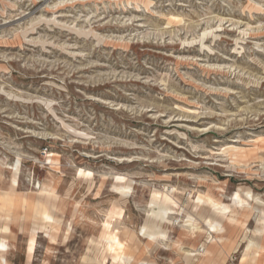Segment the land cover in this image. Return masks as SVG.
Returning a JSON list of instances; mask_svg holds the SVG:
<instances>
[{
  "label": "rangeland",
  "instance_id": "obj_1",
  "mask_svg": "<svg viewBox=\"0 0 264 264\" xmlns=\"http://www.w3.org/2000/svg\"><path fill=\"white\" fill-rule=\"evenodd\" d=\"M0 160V264H246L264 0H0ZM154 192L172 210L152 240Z\"/></svg>",
  "mask_w": 264,
  "mask_h": 264
},
{
  "label": "bare ground",
  "instance_id": "obj_2",
  "mask_svg": "<svg viewBox=\"0 0 264 264\" xmlns=\"http://www.w3.org/2000/svg\"><path fill=\"white\" fill-rule=\"evenodd\" d=\"M5 162H6V160H5ZM0 165L5 168V163L1 160H0ZM8 168H11V165L8 166ZM85 173L86 172H84V174ZM50 186L43 184L41 186L39 192H45L48 195H55L56 193H55L54 189L51 188ZM115 187H120V185H118V186L115 185ZM244 196H247L248 198H252L254 195L249 190H242L241 192H237L235 194V196L232 198L233 203L235 204V207H239L240 209H244L247 206H249V205L245 204L244 198H243ZM0 198H2L1 194H0ZM217 206H218V204L216 202L213 203L214 209L218 210ZM34 207H35V205H34ZM170 209H171V206H170L169 197H167V195L162 196L159 194V192H158V194L156 192H154L151 195V199H150V206H149L150 214L148 215L147 220L144 221L145 223H143L144 225L142 226V234L146 235L149 238H152V240L157 239V237H159V236L165 235V232L161 229L159 224H160V222H162L163 220H165L168 217L167 214L170 211ZM219 209H221V208H219ZM232 211L233 210H231V209L227 211V208L224 207L221 209V211L219 213L226 217ZM44 217L48 218V219L50 218V216L47 217L45 215H44ZM259 221L261 224H260V226H258L256 228V232L262 235V233L264 232V213H260ZM205 224H206L209 232H211V231L212 232H220V231L224 230V225L221 222L206 221ZM185 228H186V226H185ZM196 228H198V227H196ZM114 245H115V253H114L115 260H117L118 262H120L122 260H127L128 256H127V254H125V252L123 250V243L117 239L115 241ZM246 247H247L246 249H247V254H248V256L245 258L246 264H256L257 258L259 256L261 250H263V253H264V246L260 245L259 242H257L256 240L251 239L248 242ZM5 248L8 249V245L5 246ZM205 253H209V252L206 250ZM194 254H198V253H192L191 257ZM194 258H195V255H194ZM147 264H149V263H147Z\"/></svg>",
  "mask_w": 264,
  "mask_h": 264
}]
</instances>
